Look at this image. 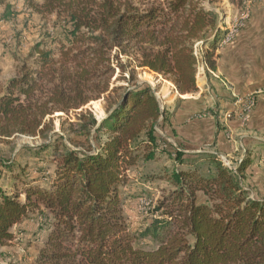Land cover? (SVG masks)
<instances>
[{"label":"trees","instance_id":"1","mask_svg":"<svg viewBox=\"0 0 264 264\" xmlns=\"http://www.w3.org/2000/svg\"><path fill=\"white\" fill-rule=\"evenodd\" d=\"M30 7L42 17L55 14L64 38L58 52L35 43L19 74L0 89V139L43 140L12 161L0 157V247L37 211L48 226L37 264H264V198L252 197L243 183L250 155L235 169L217 154L175 148L169 155L177 161L200 156L210 169L165 172L173 188L152 201L151 218L139 228L125 214L127 172L168 144L156 127L170 116L153 88L136 81L138 69L162 74L180 94H196V45L203 44L206 66L215 71L227 33L214 32L217 14L196 0H165L146 9L132 0H44ZM118 71L131 86L112 88ZM100 99L107 116L99 123L84 107ZM78 110V122L65 126L62 120L64 134L55 131L54 114ZM48 149L56 168L42 183L18 158Z\"/></svg>","mask_w":264,"mask_h":264},{"label":"rangeland","instance_id":"2","mask_svg":"<svg viewBox=\"0 0 264 264\" xmlns=\"http://www.w3.org/2000/svg\"><path fill=\"white\" fill-rule=\"evenodd\" d=\"M33 1L42 3L44 0L0 1V89L5 87L10 78L19 74L24 60L35 43L42 41L47 49L58 52L60 42L64 38L62 33L63 24L59 22L57 16L55 14L45 17L38 15L30 7ZM132 2L141 9H146L151 5L164 4L165 0H132ZM196 3L198 6L217 14V28L214 32L216 31L218 34H220V30L221 32H227L222 36V44L216 50L217 64L218 59L220 60L223 56V47L236 39L243 41L245 45L248 43L249 38L253 39L252 36L256 37L257 34H260L262 39L264 35V0H243L236 3L231 0H196ZM196 46L195 53L200 58L196 77L199 91L196 94H180L175 89L172 81L162 74L151 72L148 69H138L136 81L139 84L146 82L153 88L163 110L166 109L167 116H170V119L162 127H156L157 132L167 139L168 144H159L154 160L141 159L136 167L130 169L127 172L129 182L122 187L125 214L129 225L134 229L139 228L144 221L150 220L154 204L152 201L157 202L166 193L165 191H170L173 188L163 178L167 174L165 172L172 171L175 168H187L190 165L192 167L199 166L202 173L210 169L208 161L200 156L195 159H186L185 157L186 160L181 163L174 156L169 155L175 148L183 150L187 148V144H198V141L189 140L180 135L176 125L179 126L177 128H180L181 126L186 127L193 124L192 129L196 130L198 128L196 132L200 135L201 129L210 130V122L214 123V120L219 118L221 130L225 132L228 140L232 141L233 144L237 143L238 135L228 129L226 122L235 119L242 122V125H246L251 118V113L246 118L243 111L244 104H236L237 97L240 96L233 95V83L235 82L234 84H237L242 92L250 91L246 97L255 94L256 102L257 96L264 91V79H255L258 73L264 69V65L251 64L252 59L248 57L250 52L247 49L248 47L240 50V53H245V57L239 59L236 65L225 59L223 64L222 60L219 61L222 73L224 74V70H222V67H224L230 75L227 79V75L224 74L227 78L219 73L215 75L210 71V67L207 68L203 59L205 54L203 44L198 43ZM126 60L127 58L124 57V61ZM238 71L239 74L243 73L246 78L241 77L240 81H233L232 76L236 75ZM125 74L128 75L127 72ZM120 75L121 73L118 71L112 79V88L121 85L131 86V82L127 79H120ZM261 75L264 78V71ZM205 80L209 86L204 89ZM216 83L223 90L220 91ZM222 91L231 93V99H228L230 100L229 107L226 101L223 105ZM236 105H238V109H235ZM104 106L105 101L100 99L90 102L84 107V110L93 112L101 122L107 116ZM232 110L237 111L232 112V117H226L229 111ZM80 112L81 110L69 114H54L52 117L54 118L55 131L64 134L60 129L61 121H65V126H68L69 122H78L76 114ZM176 113L179 114L178 123L174 121ZM59 116H62V119ZM163 117H160L159 122L162 121ZM224 118H227V121ZM65 141L69 144L66 139ZM42 142V138L28 135H16L11 138L0 139V157L12 161L22 148L33 147ZM234 149L233 155L226 156L224 153L220 154V152L218 155L226 166L235 169L245 156L250 155L251 160L253 159V165L247 169L243 183L252 197L264 198V149L249 150L246 144L243 147L239 143L236 147L234 146ZM51 150L48 149L38 157L26 153L20 159L18 158L19 163L22 165L27 163L30 168L37 170L36 174L38 177L40 176L42 183L46 182L44 180L45 176L50 178L51 173L56 168ZM249 151L252 153L248 154ZM0 171L3 172L4 169L1 167ZM8 184H10L9 181ZM45 214L46 212L44 216H46ZM43 218L40 212L35 211L33 215H28L20 224L13 227L14 240L6 246L0 247V264H37L39 252L44 246L46 230L48 229ZM140 242L141 246H154L153 243L145 240Z\"/></svg>","mask_w":264,"mask_h":264},{"label":"crops","instance_id":"3","mask_svg":"<svg viewBox=\"0 0 264 264\" xmlns=\"http://www.w3.org/2000/svg\"><path fill=\"white\" fill-rule=\"evenodd\" d=\"M264 37V35H263ZM260 38V34H257L256 37H253V39H248V43L245 45V43H243V41L236 39L234 42H231L229 45H227L226 47H223V56L222 58H220V60H222V64L224 63V59L226 61H228L229 63H233V65H236L238 63V60L245 57V53H240L241 49H249L250 52L248 54V57L250 59H252L251 64L253 65H264V39ZM239 38V37H238ZM230 51V52H229ZM243 54V55H242ZM218 59V64H217V69L215 71L210 70L213 74H217L219 73L220 75L224 76L225 78L229 79V73L225 70L224 67H222V70H224V74L227 75V77L222 73L221 71V67H220V61ZM258 70V68H257ZM264 69L261 70L259 73L258 72H254V73H258V76L255 77V79L258 80H262L263 75H261L263 73ZM241 77H245L242 74H239V71L237 72L236 75L232 76V80L233 81H240L242 78ZM204 78V77H203ZM246 78V77H245ZM205 85H204V89L208 88V83L206 82V80L204 81ZM235 83V82H234ZM233 83V95L237 94L240 97H246V95L248 94V92H242V90H240L239 86ZM207 84V85H206ZM218 89L221 91V89L223 90V88H220L219 84L216 83ZM201 88V87H200ZM202 90H204L203 88H201ZM224 99H222L223 101V105H225V102L228 104V107L230 105V100L231 96H230V92H225L222 91L221 92ZM238 105H236L235 109L237 108ZM233 108V109H234ZM237 110H232L229 112H236ZM228 112V111H227ZM227 114V113H226ZM176 116V117H175ZM174 116V121H176L178 123L179 121V114L176 113V115ZM176 119V120H175ZM225 119V118H224ZM227 121V118L225 119ZM175 122V124H176ZM225 122V121H224ZM243 123L240 122L239 120H230L228 123L226 122V125L228 127L229 130H231L232 132L236 133L238 135V142L237 143H232V141L228 140V138L226 137V134L223 130H219L218 124L216 119L214 120V123L210 122V130L206 129L203 130L201 129L202 132H200V135L196 132L198 130V128H196V130L192 129V125L190 124L186 127L181 126L180 128L178 125H176V129H178L180 135H183L185 138L189 139V140H196L198 141V144H187V148L183 149V151L187 154H199V153H214V154H225L227 155H233L234 153V146L236 147V145L239 143V145L243 146L246 144L247 148L251 149V150H259V149H264V91L259 94L257 96V102H256V106L254 107L252 113H251V118L249 120V122L246 125H242ZM210 137V140H209ZM206 139V140H205ZM209 147V148H207ZM211 147V148H210ZM204 150V151H203ZM218 151V152H217Z\"/></svg>","mask_w":264,"mask_h":264},{"label":"built area","instance_id":"4","mask_svg":"<svg viewBox=\"0 0 264 264\" xmlns=\"http://www.w3.org/2000/svg\"><path fill=\"white\" fill-rule=\"evenodd\" d=\"M243 105L244 104V113H245V117L248 118L250 116V113H252L255 105H256V97L255 94H250L248 95L246 98L244 97H237V103L236 104H240ZM228 118L232 117V112H229L227 114Z\"/></svg>","mask_w":264,"mask_h":264},{"label":"water","instance_id":"5","mask_svg":"<svg viewBox=\"0 0 264 264\" xmlns=\"http://www.w3.org/2000/svg\"><path fill=\"white\" fill-rule=\"evenodd\" d=\"M155 92V91H154ZM163 109V108H162ZM163 113V112H162ZM100 123V122H99Z\"/></svg>","mask_w":264,"mask_h":264}]
</instances>
